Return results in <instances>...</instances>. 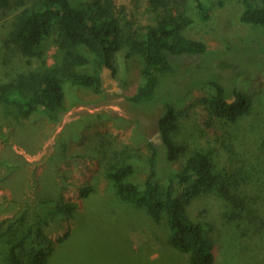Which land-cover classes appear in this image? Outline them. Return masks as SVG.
I'll return each instance as SVG.
<instances>
[{"label": "rangeland", "instance_id": "rangeland-1", "mask_svg": "<svg viewBox=\"0 0 264 264\" xmlns=\"http://www.w3.org/2000/svg\"><path fill=\"white\" fill-rule=\"evenodd\" d=\"M37 1L13 0L9 10L0 9L2 47L7 46L16 16ZM98 1L73 0V4L92 10ZM100 1L103 10L119 21L126 40L155 27L160 16L172 9L163 0ZM203 1L218 7L223 0ZM237 8L217 9L211 32L204 31L199 21L186 30L187 38L207 43L214 53L233 42L240 52L229 58L218 54L212 62H204L201 71L197 59L185 57L183 86L212 74V80L221 81L231 92L250 97L251 112L236 123L216 117L210 102L217 90L199 84L186 100L173 105L178 130L172 139L188 152L179 162L163 167L179 172L194 152L208 154L221 183L192 200L190 218L207 224L216 264H264V65L255 67L253 75L237 85L236 71L221 68L261 59L251 43L260 41L255 45H262L263 52L264 36L263 30L237 21ZM0 51V85L16 77L30 85V77L41 80L55 74L64 87L68 110L60 125L38 115L16 119L10 112L12 125L1 128L6 108L0 103V264H11V248L25 239L19 251L24 262L34 249L43 248L50 252L47 264H189L187 255L170 246L167 220L155 224L145 209L123 202L106 176L120 166L132 165L135 170L129 181L143 185L150 171L151 143L164 144L158 127L164 107H138L128 100L145 83L143 62L134 50L123 48L116 56L115 71L101 70L87 48L68 44L56 26L32 56ZM78 57L90 62L78 64ZM78 74L99 75L102 93L73 83ZM91 186L95 194L83 198L82 189ZM185 188L193 186L181 187L178 196L186 193ZM227 189L239 193L242 210L252 209L254 215H234L240 209L224 197ZM61 203L78 204L74 217L55 213Z\"/></svg>", "mask_w": 264, "mask_h": 264}, {"label": "trees", "instance_id": "trees-1", "mask_svg": "<svg viewBox=\"0 0 264 264\" xmlns=\"http://www.w3.org/2000/svg\"><path fill=\"white\" fill-rule=\"evenodd\" d=\"M163 2L167 7L172 6V9L165 16H160L158 24L143 30L142 35L135 40L132 38L126 40L121 34L119 21L112 12L103 10L100 0L94 4L92 10L76 8L73 0H38L34 6L25 9V14L22 12L16 16L6 41L7 46L4 48L0 45V50L7 49L12 54L32 56L56 26L68 44L87 48L94 57V64L101 70L115 71L116 56L123 48H132L133 53L143 62L145 83L128 100L138 107L159 105L164 107V113L158 123L164 144L156 146L151 143L150 171L143 185L129 181L135 170L132 165L120 166L108 172L106 176L114 184L123 202L145 209L155 224L167 220L171 232L170 246L187 255L189 264H216V247L207 234V224L199 220L194 222L190 218L188 208L193 199L218 187L221 175L211 157L204 152L191 154L179 172H174L170 168L164 169V165L179 162L188 152L186 146L177 144L172 139L178 130V116L173 105L186 100L190 90L199 84L210 85L217 90V95L210 102L212 114L236 123L251 112L252 100L236 90L231 92L221 81L212 80V74L203 76L204 80L200 82L194 81L188 83V86H183L187 75L185 72L182 73L185 57L197 59L200 65L198 69L201 71L204 62H212V58L218 54H225V58H229L237 57L240 52L239 47L233 42L224 51L214 53L209 50L207 43L189 39L185 33L198 21L204 31L211 32L217 9L238 7L236 15H239V19L236 20L243 25L263 30L261 34L264 36V0H223L219 2L218 7L209 6L203 0ZM188 2L191 4L188 5ZM12 3L13 0H0V9L9 10ZM259 43L260 41H253L251 45L260 55L262 54L261 59L250 64L240 65L233 62L221 67L228 71H236L233 77L236 79V85L252 76L255 67L264 65L262 45H255ZM76 62L85 65L90 61L78 57ZM29 82L30 85H26L16 77L8 84L0 85V103L6 108L3 112V120L6 123L1 128L12 125L10 112L16 119L27 120L38 115L50 124L60 125L63 122L68 110L60 78L55 74H46L41 80L30 77ZM73 83L102 93V79L99 75L78 74L73 77ZM231 98H236L233 104L230 103ZM163 182H167L166 190L163 188ZM189 185L193 188L191 190L185 188L186 193L178 196L179 189ZM228 190L224 197L235 208L240 209L234 215L240 216L245 212L254 215L252 209L242 210L244 200L239 193ZM93 194L95 191L92 186L81 191L83 198ZM236 196L241 198L243 202L241 206ZM77 209V203H61L55 213L71 218ZM25 241L26 239L11 248V264H47L50 252L43 248L34 249L25 262L21 260L19 251L24 249Z\"/></svg>", "mask_w": 264, "mask_h": 264}, {"label": "flooded vegetation", "instance_id": "flooded-vegetation-1", "mask_svg": "<svg viewBox=\"0 0 264 264\" xmlns=\"http://www.w3.org/2000/svg\"><path fill=\"white\" fill-rule=\"evenodd\" d=\"M234 101H236V98H234L233 103H234ZM233 103H231V104H233Z\"/></svg>", "mask_w": 264, "mask_h": 264}, {"label": "water", "instance_id": "water-1", "mask_svg": "<svg viewBox=\"0 0 264 264\" xmlns=\"http://www.w3.org/2000/svg\"><path fill=\"white\" fill-rule=\"evenodd\" d=\"M106 70H108V71H109V69H106Z\"/></svg>", "mask_w": 264, "mask_h": 264}]
</instances>
